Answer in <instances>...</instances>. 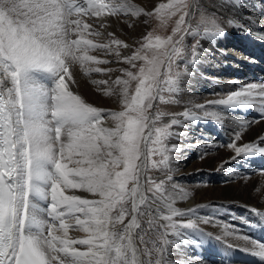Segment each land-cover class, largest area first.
<instances>
[{"label":"snow or ice","instance_id":"6c2138e0","mask_svg":"<svg viewBox=\"0 0 264 264\" xmlns=\"http://www.w3.org/2000/svg\"><path fill=\"white\" fill-rule=\"evenodd\" d=\"M148 7L133 0H0V264H172V250L212 239L264 264V242L227 224L215 237L200 227L213 222L197 215L211 205L176 207L190 193L173 182L169 167L171 153L180 151L170 139L186 135L176 127L223 125V112L233 109L253 110L259 119L235 122L239 131L227 144L232 159L264 156V136L237 143L250 124L264 121V82L241 84L180 113L161 111L159 104L178 102L185 78L197 71L201 39L225 30L200 0ZM214 7L221 15L240 10L239 0ZM142 17L162 28L174 19V26L149 32L135 48L107 32L110 18L133 27ZM104 32L107 40L99 42ZM76 69L108 76L92 83L117 96L120 110L94 106L74 90ZM250 212L255 224L241 222L264 227V211ZM228 237L243 243L229 244Z\"/></svg>","mask_w":264,"mask_h":264},{"label":"bare ground","instance_id":"6f19581e","mask_svg":"<svg viewBox=\"0 0 264 264\" xmlns=\"http://www.w3.org/2000/svg\"><path fill=\"white\" fill-rule=\"evenodd\" d=\"M133 2L141 6L148 5L149 7L150 3H152L151 0H133ZM204 2L207 1L200 0L202 6L205 4ZM218 2L219 0H212L209 3L207 2L212 6V9H207L208 11L206 14L211 15L215 13L216 16L220 17L218 22L221 23V27L225 30L224 34L211 40L206 38L201 39V47L203 50L201 61L197 64V71H195L191 77H187V81H185L187 82L185 86H187L188 90H184L181 93L183 96L182 103L179 105L182 110L181 112L192 104L205 103L207 100L220 98L227 93L236 90L241 84L249 82H264V70H262L264 68V45L257 41L249 32L250 29L264 28V24H262L263 21L259 20L263 18L259 17L257 13L258 9L260 12H264V0H239L240 10L235 14L228 12L227 15H221V12L216 11L214 6ZM141 19L142 20L139 24H141V26H146L144 20H147L148 17H142ZM228 19H234L235 23L233 25L227 24L226 21ZM242 19L244 21H241ZM108 23L110 26L107 29V32H113L120 39H123L126 43L132 44L134 47L137 39L134 37L131 27L125 24L123 19L117 21L115 18H110ZM129 23H133V21H129ZM133 25H136L137 27L136 23H133ZM101 31L104 30L101 29ZM107 32H104V36L97 38L99 42H105L107 40ZM230 39L233 41L245 42L247 44L246 47L251 53L248 60L252 61L246 64L247 66L239 64V67L241 72L250 71L249 76L251 79L248 78L247 74H245L240 80H237L234 77L229 79V81L223 79L224 82L222 84H214L213 89L210 91V95L200 94L199 82L204 76L200 72L205 69L208 60L213 63V70L216 73L226 72L228 70V63L222 60L224 54L221 52V47ZM99 55H101L102 58L111 59V57H103L102 54ZM205 55L208 59H206ZM213 57L216 59H213ZM222 62L225 64L222 65ZM108 66L113 68L121 67L120 64L116 63ZM76 72V78L79 83L75 86L74 90L79 91L80 94L85 96L94 106L118 111V108L120 107L119 98L117 96H105L103 91L98 90L97 86L92 83V80H107L109 79L108 76L97 73H93L91 76H85L82 72H79V69H76ZM116 75L119 74H112V79H114ZM254 75H259L262 79L256 80ZM213 78L222 80L217 76ZM230 81H235V83H229ZM104 87L106 86H100L101 89ZM217 88H221V90L218 91ZM245 113L253 117L259 116L253 110H246ZM241 114L242 112H240L239 109L226 110L223 112V115L228 117L223 124L224 133L227 136L233 138L235 133L239 131L237 123L235 122L240 120L254 121L253 119L242 118ZM215 123L216 122L213 121H201L187 123L184 127H176L175 130L177 132L186 133V135L175 137L172 140V145H178L180 148L179 152L171 154L175 161L178 160L186 147H189L194 143L198 145L203 144L204 142H199L203 136L201 132L205 131V128L209 129ZM263 130L264 121L260 123H252L242 133V141H238L237 143L259 142V137L264 136L262 133ZM212 133H214L213 129ZM205 136L208 137V140L205 141L208 148L212 149L220 146L219 142L213 141V136L211 134L206 133ZM192 138H196L197 141L191 142L190 139ZM234 155L235 153L229 148L223 149L220 147L217 150L210 151L206 157V164L198 168L195 172L197 180L191 181L190 183L182 182L183 178L186 177V172L182 170V167L170 163L173 182L190 193L187 199H178L176 201V207L188 209L195 208L197 205L201 204L211 205L209 208L198 210L197 215L211 217L213 220L212 223L201 224L200 227H206L213 231L217 236H222L223 225L227 224L232 228L238 229V235H248L264 242L262 227L258 225L249 227L248 225L243 224L240 220L241 217L248 218L252 224H255V221L258 218L250 212V208L255 207L258 210H264V175L261 174V170L264 169L260 168L264 162V156L258 154L256 158L246 162V159L241 158L233 160L232 157ZM251 162L255 164H250ZM254 166L259 170L254 169ZM204 167L208 169L207 173L203 169ZM244 168L250 170L248 172L249 175L247 174L248 176L241 173ZM221 171L223 174H226L225 180L223 179L224 182L231 180V178H233V181L223 183L220 188H216L213 184L204 181V179H207L210 176L215 174L219 175ZM201 177H203V180L199 182ZM219 179H222V177H219ZM66 191L68 194H78L87 198H93L91 194L83 193L79 190L69 189ZM245 205L248 207H244ZM213 208L219 209V211L213 212ZM225 210L228 211L230 215H228ZM233 217H235V219H233ZM204 231L208 232L205 229ZM211 234L215 237L213 233ZM70 235L79 237L84 234L70 232ZM227 243L240 245L243 242L228 237ZM200 249L208 261L202 259V256L198 255ZM200 249L198 248V245L181 246L179 250H172L170 260L172 261V264H187L188 261H192L193 264H251L252 262L259 264L257 258L240 251L238 248L228 249L224 242L216 241L215 239L210 240L205 245L201 246Z\"/></svg>","mask_w":264,"mask_h":264},{"label":"rangeland","instance_id":"374dc122","mask_svg":"<svg viewBox=\"0 0 264 264\" xmlns=\"http://www.w3.org/2000/svg\"><path fill=\"white\" fill-rule=\"evenodd\" d=\"M206 1L209 3L212 0H206ZM151 2L152 3H150V7H148V11L152 10V7H151L152 4L164 3V2H167V0H151ZM207 2H204L205 4H203V6H202L206 13L210 8L212 9V6L210 4H208ZM257 13H258L259 17L263 18V19H259V20L263 21L262 24H264V12H260L258 9ZM141 20L142 19L139 18L137 20V22H135L137 24V27H136V25H133V27H131V29L134 33V37L137 39V41H142L143 37L145 35H147L149 32H154L155 34H161V35L165 34V33H170L171 27L174 26V19L169 22V25L167 28L160 27L158 21H156L154 19H150V18L147 19L149 22L146 24V26H141V24H139ZM241 21H244V20L242 19ZM141 30H142V32H141ZM186 42L188 44L194 43V41L191 38H187ZM246 45L247 44L245 42H238V41H233L230 39L227 43H225L221 47V52L224 54V58L222 60L224 62L228 63V70L226 72H217L216 73L213 70V67H214L213 63H211V61L208 60L207 66L205 67V69L202 72H200L204 75L202 77V80L199 82V93L200 94L210 95V91H211V89H213L214 84H222L224 82L223 79L229 81V79L234 77L235 79L240 80L241 78L244 77L245 74H247L248 78L251 79L249 76L250 71L241 72L240 67H239V64L246 65L252 61V60H248L251 53L248 50V48L246 47ZM137 46L138 45L135 44L133 48H135ZM238 55H240V56H238ZM205 57H206V59H208V57L206 55H205ZM213 59H216V58L213 57ZM224 62H222L221 64L224 65L225 64ZM262 70H264V68ZM215 76L220 77L222 80L214 79L213 77H215ZM254 76H255L256 80L262 79L261 77H259V75H254ZM263 76H264V73H263ZM185 81H187V78H185L181 87L184 88V90H188L187 86H185V84L187 83ZM217 90L220 91L221 88H217ZM189 91H190V89H189ZM181 93L176 97V99L178 101L177 103H175V104H159L158 105L159 109L163 112H166V113H180L182 110L179 107V105H180V103H182V99H183V96ZM118 110H120V107L118 108ZM239 111L242 112L241 117L244 119H247V118L253 119V120L259 119L258 118L259 116L253 117V116L247 115L245 113L246 110H239ZM167 120H168V118H165V122H167ZM223 126L224 125H220L218 123H215L209 129L205 128L204 129L205 131L201 132L203 136H202V139L199 141V142H204L203 144L198 145V144L194 143V144L190 145L189 147H186V149L182 152L181 156L178 158L177 161H175V159L172 157V160L170 163L171 164H177L178 166L182 167V170L184 172H186L185 173L186 177L183 178L182 182L184 181L186 183H190L191 181L197 180L195 172L198 168H200L206 164V162H207L206 157L208 156V153L210 151L217 150L220 147L223 149L227 148V144L232 140V138L230 136H227L224 133ZM212 129L214 130V133H212ZM215 130H216V132H215ZM206 133H209L213 136V141H217L220 143V146L218 148H212V149L208 148V146L205 143V141L208 140V137L205 136ZM172 140H173V138L170 139V141H169L170 146L173 144ZM190 141L195 142L197 140H196V138H192V139H190ZM247 161H249V160L246 159V162ZM250 164H255V163L251 162ZM170 165H169V167H170ZM238 166H240V165H238ZM254 167H255L254 169H258L256 166H254ZM260 168L264 169V162L262 163V167L260 166ZM203 169L207 173L208 169L206 167H204ZM249 171L250 170H247L246 168H244L241 173L244 174L245 176H248ZM152 175H154L158 178H162L158 171H154L152 173ZM225 176H226V174H223V172L221 171L219 173V175L215 174L213 176L208 177L207 179H204V181H206L210 184H213L214 187H216V188H220L223 183L233 181V178H231V180L224 182ZM219 177H222V179H219ZM202 180H203V177H201V180L199 182H201ZM244 211H247V210H244ZM225 212L228 215H230L228 211L225 210ZM201 228H203L206 231L213 233L215 236H217L213 231L209 230L208 228H206V227H201ZM200 247L201 246L198 245L199 249H200ZM198 255L202 256V259L208 261V259L202 253L201 249H200V252L198 253ZM251 264H257V263L252 262Z\"/></svg>","mask_w":264,"mask_h":264}]
</instances>
